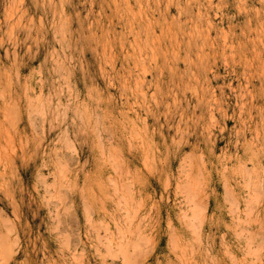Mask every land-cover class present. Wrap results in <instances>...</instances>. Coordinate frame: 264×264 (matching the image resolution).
I'll use <instances>...</instances> for the list:
<instances>
[{"label":"rangeland","instance_id":"rangeland-1","mask_svg":"<svg viewBox=\"0 0 264 264\" xmlns=\"http://www.w3.org/2000/svg\"><path fill=\"white\" fill-rule=\"evenodd\" d=\"M0 244L264 264V0H0Z\"/></svg>","mask_w":264,"mask_h":264},{"label":"bare ground","instance_id":"bare-ground-1","mask_svg":"<svg viewBox=\"0 0 264 264\" xmlns=\"http://www.w3.org/2000/svg\"><path fill=\"white\" fill-rule=\"evenodd\" d=\"M21 149V148H20ZM75 162V161H74ZM77 166V165H76ZM69 172V171H68ZM80 175V174H79ZM199 181V180H198ZM198 183V182H197ZM185 184V183H184ZM129 185V184H128ZM51 186V185H50ZM36 189V188H35ZM117 191V190H116ZM72 192V191H71ZM138 192V191H137ZM206 192V191H205ZM204 193V192H203ZM76 194V193H75ZM188 194V193H187ZM136 195V194H135ZM202 195V194H201ZM209 198H211V197H209ZM201 201H202V199H201ZM208 201V200H207ZM194 202V201H193ZM74 203H75V201H74ZM196 203V202H195ZM204 203V202H203ZM139 204V203H138ZM206 204V203H205ZM204 204V205H205ZM201 205V204H200ZM203 205V204H202ZM73 206V205H72ZM208 206V205H207ZM199 207V206H198ZM197 207V208H198ZM193 208V207H192ZM201 208H203V207H201ZM77 209V208H76ZM204 210V209H203ZM199 213V212H198ZM127 214V213H126ZM134 215V214H133ZM194 215V214H193ZM186 217V216H185ZM204 217V216H203ZM193 218V217H192ZM129 219V218H128ZM194 219V218H193ZM91 220V219H90ZM206 221V220H205ZM204 221V222H205ZM9 222V221H8ZM204 222H203V224H204ZM207 222V221H206ZM202 223V222H201ZM8 225V224H7ZM206 225V224H205ZM192 226V225H191ZM195 226V225H194ZM201 228V227H200ZM203 228V227H202ZM9 230V229H8ZM199 230V229H198ZM200 232V231H199ZM198 233V232H197ZM263 234V233H262ZM7 235V234H6ZM8 236V235H7ZM22 237V236H21ZM2 239V238H1ZM251 239V238H250ZM16 240V239H15ZM247 240H248V238H247ZM5 241V240H4ZM1 245V244H0ZM27 245V244H26ZM3 246V245H2ZM5 247V246H4ZM29 247V246H28ZM112 249V248H111ZM5 251V250H4ZM28 254V253H27ZM29 255V254H28ZM126 255V254H125ZM11 256V255H10ZM15 256V255H14ZM127 259V258H126ZM23 262V261H22ZM20 264V263H19Z\"/></svg>","mask_w":264,"mask_h":264}]
</instances>
